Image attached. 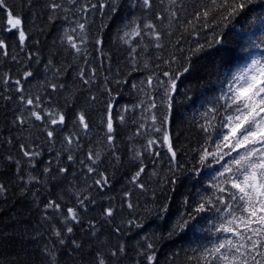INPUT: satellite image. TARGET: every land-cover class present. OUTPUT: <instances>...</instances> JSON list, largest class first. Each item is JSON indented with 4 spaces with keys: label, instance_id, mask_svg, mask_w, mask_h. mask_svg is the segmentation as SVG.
<instances>
[{
    "label": "trees",
    "instance_id": "1",
    "mask_svg": "<svg viewBox=\"0 0 264 264\" xmlns=\"http://www.w3.org/2000/svg\"><path fill=\"white\" fill-rule=\"evenodd\" d=\"M54 2L61 8L53 11ZM101 3L108 6L100 8ZM178 3L184 8L170 24L172 0H153L151 9L143 8L142 0H77L76 4L72 0H6L7 9H0V39L8 45L7 56L0 51V184L5 188L0 192V264H96L97 256L108 264H147L141 255L145 252L156 257L155 264H197L198 260L203 264L206 250L231 238L217 231L230 218L224 216L223 205L213 198L222 209L217 212L206 199L213 197L215 178L232 157L219 164L209 157L202 164L200 153L215 151V143L227 131L220 125L228 114L221 97L231 95L229 88L237 86L255 59L264 61V0H253L226 26L215 22L202 26L192 20L196 9L210 6L209 0ZM92 4L97 8H91ZM85 5L90 10L80 11ZM7 10L22 20L27 36L23 46L17 30H9ZM147 23L160 31V48L148 35L150 29H144L140 37L124 35L137 24ZM79 24L85 25L83 32ZM68 36L80 53L71 47ZM217 39L221 42L216 43ZM189 60L190 71L180 77L167 108L168 77L163 72L178 75ZM25 71L33 76L21 79ZM6 77H10L7 84ZM16 79H21L25 97L40 96L44 109L65 114V124L55 126L52 140L40 121L29 119L31 106L20 101ZM52 84L57 87L51 88ZM153 101L156 107L150 109ZM109 108L113 145L106 139ZM211 108L219 115L209 133L201 124ZM81 112L89 122L86 132L76 119ZM165 112L175 160L164 156L163 148L168 150L159 143L162 132L155 131L163 127ZM19 116L25 124L16 122ZM68 135L80 137L79 148L64 142ZM149 139L158 141L152 148L159 155L147 150ZM20 145L40 155L30 163ZM88 151L99 155L94 173L85 167L90 163ZM69 154L76 160L68 161ZM141 166L145 171L137 183H143V189L131 182ZM61 167L69 171L58 173ZM100 175L109 178L103 189L95 184ZM85 196V209L80 210L77 198ZM52 200L61 204L59 212L46 210ZM201 204L207 210L197 212ZM67 207L78 208L79 223L65 224ZM110 207L115 211L107 217L104 213ZM184 221L186 226L178 227ZM68 226L72 233H67ZM55 231L62 233L63 244ZM148 244L153 248L148 249ZM121 245L124 254L111 257Z\"/></svg>",
    "mask_w": 264,
    "mask_h": 264
},
{
    "label": "snow or ice",
    "instance_id": "2",
    "mask_svg": "<svg viewBox=\"0 0 264 264\" xmlns=\"http://www.w3.org/2000/svg\"><path fill=\"white\" fill-rule=\"evenodd\" d=\"M77 0H72L73 4H76ZM253 0H209V5H204L200 9H196L192 13V20L196 24L202 26H212V22H215L216 26L225 25L226 22H230L235 18L241 11H243ZM108 5L101 3L100 8H104ZM141 6L145 9H151L153 7V0H142ZM50 7L54 10L61 8L59 3H52ZM91 8H97L96 4H92ZM184 8L183 4L178 3V0H172V9L170 11V17H168L171 24L172 19H179V12ZM0 9H7L6 0H0ZM80 11L87 12L90 9L87 5L79 9ZM112 10L115 11V5H112ZM160 20L166 19L164 16L158 17ZM191 23V22H189ZM7 24L10 25V31L12 29L17 30L19 44L23 46L27 40L26 33L22 27V20L19 16L13 15L11 10H7ZM81 32L84 31L85 25H78ZM194 27V25H193ZM144 29H150L148 35L152 36L156 41V47L160 48L162 45L159 43L161 40V33L153 23L144 24L141 27L137 24L132 28L131 32H125L126 37H140ZM75 31V29H73ZM67 40L71 47L75 49L77 53L81 52V48L77 46L73 37L68 36ZM83 43V40L81 41ZM219 39L216 43H220ZM97 44L102 41L97 40ZM125 43H129L125 40ZM211 46V45H210ZM203 47V46H201ZM8 45L4 40L0 39V51L5 56L8 55ZM200 49L198 48L197 51ZM135 52L133 48L131 50ZM16 59L15 56L12 57ZM174 59V57H173ZM171 63V61L169 62ZM191 63L183 67V70L177 75L168 71L163 72V75L168 77L167 89L165 96L167 97V108H171V95L170 93L177 90V81L181 76L190 71ZM31 71H25L21 79L27 80L32 77ZM83 76V72H81ZM10 77H6L4 83H8ZM21 79L14 81L16 85V91L21 93L19 96L20 101L27 107L31 106L29 119L34 121H40L46 132V137L49 140L56 135L55 126H63L66 121L64 113L57 110H46L41 104V97H25L23 93L25 89L21 84ZM238 84L235 88L230 87L229 92L231 95L225 94L221 97L225 101L223 105L225 112L228 114L220 119V125L226 128L227 131L222 134L218 143H215V151H209L204 149L200 153V163H205L209 157L213 158L216 163L224 161L225 157H232L230 160L222 164V171L215 178V182L212 187L215 189L213 197L206 199L207 204H212L217 212H221L222 209L213 203V198L218 204L223 205V212L226 219L225 223L217 229L218 232L227 233L231 238H226L223 241L216 244L212 249L206 250L202 255L203 264H264V63L260 60H255L252 65L238 78ZM88 81L85 80V83ZM151 84V78L148 80ZM158 84H163L162 81L157 78ZM51 88L55 89V84L50 85ZM63 87V85H61ZM10 99V97H6ZM161 103H165L164 100ZM156 104L153 101L149 108H155ZM39 109V110H37ZM43 113V114H42ZM219 115L216 108L209 109L204 114V123L201 124V129L205 132H211L214 130L213 121L217 119ZM152 120H156V116L152 115ZM79 127L85 132L89 129V122L86 116L81 112L76 117ZM123 121V116L119 118ZM19 124L23 125L26 120L23 116L17 117ZM169 122V114L165 112L162 114L161 125L162 128H155V131L162 132V139L159 143L166 145L168 152L171 154L173 160H175L177 153L173 150V143L170 133L166 127ZM107 135L106 139L109 145H113L115 136L112 133L115 132L114 121L109 108L108 117L106 120ZM80 137L76 135H68L64 137V142L69 145H75L76 148L80 147ZM158 141L155 139H149L147 142V150L154 152L155 155H159L158 152L152 148L153 145L157 144ZM23 156L29 159L31 163L34 158L38 157L40 153L31 149L25 150L24 145H20ZM226 150V151H225ZM235 153V155H233ZM140 155V154H138ZM11 159V157H9ZM86 159L89 164H86V170L88 173H94L97 171L94 167L99 161V155L92 151L86 153ZM68 161L76 160V157L72 154L67 156ZM84 164V161H80ZM51 169H45V172H50ZM68 168L61 167L57 169L58 173H67ZM145 167H139L138 171L132 178V183L140 189L144 188L143 183H137L142 173H144ZM35 179V178H33ZM109 178L104 175H100V179L95 180V184L101 189L107 186ZM4 185L0 184V192L4 191ZM219 193L220 195H217ZM126 195H131L127 193ZM80 210L85 209L84 198H77ZM128 208H133V204L129 202ZM51 209L54 212L61 210V204L55 200L49 201L46 205V210ZM166 211V209H164ZM205 204H201L197 209V212L206 211ZM115 209H106L104 215L111 217L114 214ZM69 222L79 223V210L77 207H67L65 215V224ZM134 223L129 221V224ZM186 221L178 227L186 226ZM137 227L142 225L137 224ZM67 233H72L73 228L71 226L66 227ZM120 231L119 228L116 229ZM54 235L60 238L59 242L64 243L62 233L55 231ZM75 243V241H73ZM77 248L80 245H76ZM148 249H152L153 245L148 244ZM124 247L118 246L115 251L111 252V257L119 258L120 255L124 254ZM147 264H155L156 257L148 254V252L141 254ZM96 264H108V262L102 257H96ZM200 264V261H197Z\"/></svg>",
    "mask_w": 264,
    "mask_h": 264
},
{
    "label": "water",
    "instance_id": "3",
    "mask_svg": "<svg viewBox=\"0 0 264 264\" xmlns=\"http://www.w3.org/2000/svg\"><path fill=\"white\" fill-rule=\"evenodd\" d=\"M179 80H180V78H179ZM179 80L177 81V84H178ZM176 91H177V90H176ZM176 91H175V92H172V93H170L171 97L175 96V94H176Z\"/></svg>",
    "mask_w": 264,
    "mask_h": 264
},
{
    "label": "rangeland",
    "instance_id": "4",
    "mask_svg": "<svg viewBox=\"0 0 264 264\" xmlns=\"http://www.w3.org/2000/svg\"><path fill=\"white\" fill-rule=\"evenodd\" d=\"M255 60H258V59H255Z\"/></svg>",
    "mask_w": 264,
    "mask_h": 264
}]
</instances>
